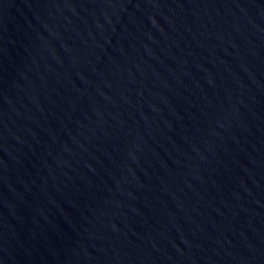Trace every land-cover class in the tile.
I'll list each match as a JSON object with an SVG mask.
<instances>
[{
	"label": "water",
	"instance_id": "obj_1",
	"mask_svg": "<svg viewBox=\"0 0 264 264\" xmlns=\"http://www.w3.org/2000/svg\"><path fill=\"white\" fill-rule=\"evenodd\" d=\"M0 264H264V0H0Z\"/></svg>",
	"mask_w": 264,
	"mask_h": 264
}]
</instances>
